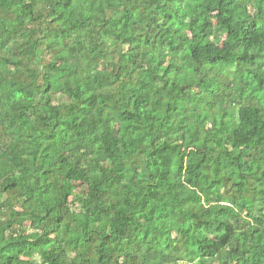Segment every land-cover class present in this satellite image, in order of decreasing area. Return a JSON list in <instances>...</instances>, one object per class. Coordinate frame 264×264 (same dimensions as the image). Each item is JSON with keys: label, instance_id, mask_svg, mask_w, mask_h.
<instances>
[{"label": "trees", "instance_id": "16d2710c", "mask_svg": "<svg viewBox=\"0 0 264 264\" xmlns=\"http://www.w3.org/2000/svg\"><path fill=\"white\" fill-rule=\"evenodd\" d=\"M0 264H264V0H0Z\"/></svg>", "mask_w": 264, "mask_h": 264}]
</instances>
